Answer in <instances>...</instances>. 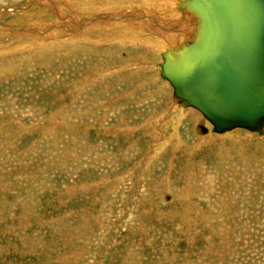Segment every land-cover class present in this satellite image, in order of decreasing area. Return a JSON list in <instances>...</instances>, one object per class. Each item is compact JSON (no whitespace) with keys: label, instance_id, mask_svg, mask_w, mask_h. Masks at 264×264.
I'll list each match as a JSON object with an SVG mask.
<instances>
[{"label":"rangeland","instance_id":"obj_1","mask_svg":"<svg viewBox=\"0 0 264 264\" xmlns=\"http://www.w3.org/2000/svg\"><path fill=\"white\" fill-rule=\"evenodd\" d=\"M109 1L0 0V264H264V121L200 135Z\"/></svg>","mask_w":264,"mask_h":264},{"label":"water","instance_id":"obj_2","mask_svg":"<svg viewBox=\"0 0 264 264\" xmlns=\"http://www.w3.org/2000/svg\"><path fill=\"white\" fill-rule=\"evenodd\" d=\"M201 1L198 12L203 11L207 23L201 42L209 65L194 76V91L185 85L186 77L181 81L171 71L168 60L165 74L176 94L199 108L216 130L257 129L264 116V0ZM224 76L234 79L232 90L220 85ZM198 130L206 132L201 124Z\"/></svg>","mask_w":264,"mask_h":264},{"label":"bare ground","instance_id":"obj_3","mask_svg":"<svg viewBox=\"0 0 264 264\" xmlns=\"http://www.w3.org/2000/svg\"><path fill=\"white\" fill-rule=\"evenodd\" d=\"M107 1H109V0H107ZM134 1H136V2L135 3L132 2V3L134 4V6H137V7L140 5H144V4L148 5L149 3H152V4H154V6L159 8L160 12L162 11L161 14L163 12H170L171 11L170 13H175L174 14L175 20L171 22V21H166L163 19L162 20L158 19V21H157L156 19L150 18V17H148V15H145V12L142 11L143 10L142 8H140V9L134 8V9H129V10H119L118 9L119 7L115 8V7H117V4H118L117 0H110L108 2V6H110L109 8L114 9V10L107 12L109 14L105 15L104 17L109 22H114V21L118 22L119 20H120V22L124 21L123 23L118 22L119 24H123V25H121L122 27H128V26L134 24V22L139 21L140 19L146 20L151 25V28L154 31V33L156 32L157 34H159L165 38L164 42H160V41L157 42L156 41L157 39H154L155 42H152V43H149L148 42L149 40L147 41V43L141 42V45H145L148 49L153 51L155 54L160 55V57L162 59V64L160 63L161 66H159V67L161 68L160 70L162 72V78H164V76H165L164 80L167 81V79H168V81H170L171 84L173 85L174 90L176 89L175 84L173 83V81H171L166 76L165 71H164V64L168 60V63L172 65L171 71L173 73H178L177 77H179V79H181V81H182L183 77H186L187 79L185 80V85L190 86V88H193V91H194L195 90V88H194V86H195L194 76L197 75V73L201 71V68L204 65H206V64L209 65L208 61H207V54H209V53L203 48L202 42H201V40L205 37L203 35H206V30H207V27L205 28V26L207 25L206 17L204 16V13L202 10L200 12H198V10L201 9V7H202L200 5L202 1L201 0H139V1L134 0ZM114 2H116V3H114ZM158 3H159V5H158ZM165 8H167V9H165ZM151 10H153V9H151ZM115 11L121 12V13L115 14V13H117ZM156 11L158 12V9ZM156 14L158 15V13H156ZM163 15H165V14H163ZM154 16H155V14H154ZM168 17H167V20L170 19ZM102 18L99 19L98 21L102 20ZM106 20H102V22L105 23ZM109 24H111V23H109ZM115 24H117V23L115 22ZM110 26H112V25H110ZM110 26H109V28H110ZM113 26H116V25H113ZM122 27H120V28H122ZM109 28H107V29H109ZM135 28H137V27H135ZM13 29H11V30H13ZM152 30H150V31H152ZM132 31H133V29H132ZM121 39H123V37H121ZM161 39H159V40H161ZM132 40L134 41V39H132ZM132 40H130V41H132ZM100 41H101V39H100ZM122 41H123V43H125L124 39ZM223 80H224V82H222L220 84L221 86L224 85L225 87H227V89L229 88L230 90H232L235 87L234 79L231 78L230 76H224ZM175 94H176V92H175ZM178 97L180 98V101L182 104L181 107L179 108L180 110H182V106L184 104L185 106H191L195 109H198L204 115L203 116L201 114L203 117H202V120H200V122L197 124L196 130L198 131V133L200 135H210L211 136L213 130H216V128H215L214 124L209 120V118L199 108L191 105L183 97H181V96H178ZM178 97H176V98H178ZM260 120H261V124H262L264 121V116H262L260 118ZM200 124L205 127V129H206L205 133L199 132L198 126ZM234 127H241V126H234ZM234 127H232V128L234 129ZM243 128H247V127H243ZM224 130H228V128L224 129ZM224 130H221V131H224Z\"/></svg>","mask_w":264,"mask_h":264}]
</instances>
